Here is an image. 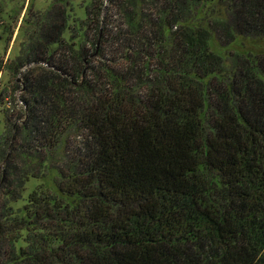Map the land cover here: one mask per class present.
<instances>
[{
  "label": "trees",
  "instance_id": "1",
  "mask_svg": "<svg viewBox=\"0 0 264 264\" xmlns=\"http://www.w3.org/2000/svg\"><path fill=\"white\" fill-rule=\"evenodd\" d=\"M80 6L30 9L7 65L0 264H264V54L211 48L264 39V0Z\"/></svg>",
  "mask_w": 264,
  "mask_h": 264
},
{
  "label": "rangeland",
  "instance_id": "2",
  "mask_svg": "<svg viewBox=\"0 0 264 264\" xmlns=\"http://www.w3.org/2000/svg\"><path fill=\"white\" fill-rule=\"evenodd\" d=\"M51 0H0L3 8L4 27L0 29V130L4 128L6 116L10 113L17 115L21 111L22 101L21 91L18 89V76H14L7 65L20 50L22 43L26 40V19L29 10L45 9ZM78 6L75 14L83 17L84 8L80 6L81 0H73ZM25 21V23H24ZM211 48L215 52L227 56L230 53L240 54H264V39L259 38H237L227 46L221 47L214 40ZM9 119V118H8ZM41 186L50 190H55V180L53 174H46L44 177L30 178L25 183L23 195H26L33 188ZM22 200L14 206H20Z\"/></svg>",
  "mask_w": 264,
  "mask_h": 264
}]
</instances>
